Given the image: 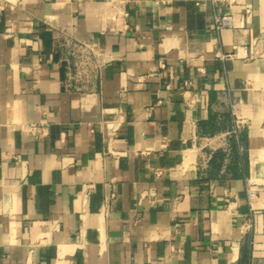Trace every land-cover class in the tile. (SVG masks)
<instances>
[{
  "label": "crops",
  "instance_id": "0c3cea01",
  "mask_svg": "<svg viewBox=\"0 0 264 264\" xmlns=\"http://www.w3.org/2000/svg\"><path fill=\"white\" fill-rule=\"evenodd\" d=\"M0 264H264V0H0Z\"/></svg>",
  "mask_w": 264,
  "mask_h": 264
},
{
  "label": "built area",
  "instance_id": "2783aa9c",
  "mask_svg": "<svg viewBox=\"0 0 264 264\" xmlns=\"http://www.w3.org/2000/svg\"><path fill=\"white\" fill-rule=\"evenodd\" d=\"M216 1V0H215ZM229 3H232L234 0H228ZM250 6L247 7V11L250 12ZM215 25L218 29L225 27H235L237 22L235 17L230 13H217L214 16ZM68 51L69 54L73 57V64L70 66V69H74V77L82 78L84 75L88 74L91 67L94 65H99L102 63L103 59L100 51L97 47L90 42H68ZM162 66H165V63H162ZM72 73V70H71ZM241 125V120H236L235 132ZM249 199L256 197L255 189L249 187L247 189Z\"/></svg>",
  "mask_w": 264,
  "mask_h": 264
}]
</instances>
